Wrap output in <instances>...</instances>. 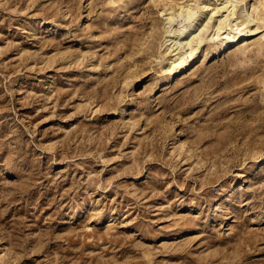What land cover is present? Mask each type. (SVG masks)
<instances>
[{"label":"rangeland","instance_id":"1","mask_svg":"<svg viewBox=\"0 0 264 264\" xmlns=\"http://www.w3.org/2000/svg\"><path fill=\"white\" fill-rule=\"evenodd\" d=\"M176 1L0 0V264H264V0L172 72Z\"/></svg>","mask_w":264,"mask_h":264},{"label":"bare ground","instance_id":"2","mask_svg":"<svg viewBox=\"0 0 264 264\" xmlns=\"http://www.w3.org/2000/svg\"><path fill=\"white\" fill-rule=\"evenodd\" d=\"M242 1L181 0L176 1V6L162 9L166 14L164 44L167 46L168 69L172 72L183 70L192 61V57L186 58L187 52L196 51L205 38L216 39V47L223 49L255 32L256 28L251 27L255 16L247 2L240 5Z\"/></svg>","mask_w":264,"mask_h":264}]
</instances>
